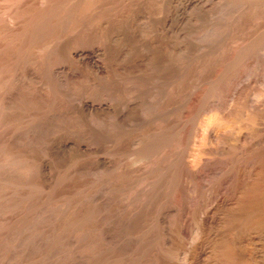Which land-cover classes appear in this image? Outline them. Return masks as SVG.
Listing matches in <instances>:
<instances>
[{"label": "rangeland", "instance_id": "374dc122", "mask_svg": "<svg viewBox=\"0 0 264 264\" xmlns=\"http://www.w3.org/2000/svg\"><path fill=\"white\" fill-rule=\"evenodd\" d=\"M8 1L0 0V264H157L162 192L170 190L168 206L188 182L221 191L223 155L239 144L236 131L198 132V123L212 113L220 121L231 99L264 95V0ZM10 13L23 21L11 24ZM188 153L199 158L194 174ZM80 196L89 236L79 242Z\"/></svg>", "mask_w": 264, "mask_h": 264}, {"label": "bare ground", "instance_id": "6f19581e", "mask_svg": "<svg viewBox=\"0 0 264 264\" xmlns=\"http://www.w3.org/2000/svg\"><path fill=\"white\" fill-rule=\"evenodd\" d=\"M11 1L13 0H9V3H12ZM22 0H19L17 2L21 3ZM30 1V0H29ZM38 1V0H37ZM41 1V0H40ZM69 1V0H68ZM67 1V2H68ZM75 1V0H74ZM7 2V1H4ZM16 2V3H17ZM25 2V1H24ZM27 2V1H26ZM39 2V1H38ZM42 2V1H41ZM46 2V1H45ZM7 3V4H9ZM23 3V1H22ZM73 3V2H71ZM75 3V2H74ZM4 4V3H3ZM2 4V5H3ZM19 4V3H18ZM27 4V3H25ZM48 4V3H47ZM10 5V4H9ZM16 5V4H15ZM29 5V4H28ZM34 5V4H33ZM32 5V6H33ZM65 5V4H64ZM71 5V4H69ZM80 5V4H79ZM85 5V4H84ZM8 6V5H7ZM19 6V5H18ZM27 7V5H25ZM77 6V5H76ZM1 7V6H0ZM11 7V6H10ZM9 7V8H10ZM16 7V6H15ZM29 7V6H28ZM40 7V6H39ZM65 7V6H64ZM67 7V5H66ZM4 8H7L6 5ZM12 8V7H11ZM45 8V7H44ZM48 8V7H47ZM46 8V9H47ZM54 8V6H53ZM58 8V7H57ZM69 8V7H68ZM2 9V8H1ZM20 9H25L20 7ZM29 8L26 9V11ZM31 9V8H30ZM71 9V8H70ZM22 10V11H23ZM54 10V9H53ZM58 10V9H57ZM62 10V7H61ZM2 11V10H1ZM10 11V10H9ZM20 11V10H19ZM20 11V12H22ZM32 11V10H31ZM40 11V10H39ZM43 11V10H42ZM4 13V11H2ZM8 12V11H7ZM17 12V11H16ZM15 12V13H16ZM48 12V11H47ZM54 12V11H53ZM66 12V10H65ZM13 12V14H15ZM25 13V12H24ZM33 13V12H32ZM39 13V12H38ZM12 13H10V20H11V24L15 23L17 24V21H19L20 19L22 20L23 17H18L20 18L19 20H16V16L13 17V15H11ZM18 14V13H17ZM30 14V13H29ZM43 14V13H42ZM67 14V13H66ZM8 15V13H7ZM16 15V14H15ZM21 15V13H20ZM23 15V14H22ZM31 15V14H30ZM36 15V14H35ZM33 15V16H35ZM51 14H49L50 16ZM54 15V13H53ZM2 16V15H0ZM9 16V15H8ZM25 16V15H24ZM27 16V14H26ZM47 16V15H46ZM45 16V17H46ZM55 16V15H54ZM72 16V15H71ZM6 17V16H5ZM41 17V16H40ZM43 17V16H42ZM44 17V18H45ZM57 17V16H55ZM5 18V19H8ZM26 18V17H25ZM33 18V17H32ZM31 18V19H32ZM47 18V17H46ZM72 18V17H71ZM4 19V21H5ZM8 19V21H9ZM29 21L31 20L28 17ZM49 19V18H48ZM47 19V21H48ZM55 19V18H53ZM57 19V18H56ZM59 19V18H58ZM41 20V19H40ZM45 20V19H44ZM51 19H49L50 21ZM65 20V19H64ZM23 21V20H22ZM38 21V20H37ZM46 21V22H47ZM53 21V20H52ZM61 21V20H60ZM45 22V23H46ZM51 22V21H50ZM28 23V21H27ZM36 23V22H35ZM49 23V22H48ZM52 23V22H51ZM2 24V23H1ZM5 24L7 25V23L5 22ZM25 24V23H24ZM38 24V22H37ZM60 24V23H59ZM65 24V23H64ZM10 25V23H9ZM20 25V23L18 22L17 27ZM23 25V24H22ZM39 25V24H38ZM55 25V23L53 24ZM14 26V25H11ZM28 26V25H27ZM30 26V25H29ZM36 26V25H34ZM51 26L50 23L47 27ZM2 27V26H1ZM0 27V28H1ZM10 27V26H9ZM20 27V26H19ZM26 27V26H23ZM37 27V26H36ZM46 27V26H45ZM46 27V29H47ZM53 27V26H52ZM4 28V27H3ZM6 28V26H5ZM15 27H12V29ZM29 28V27H28ZM39 28V27H38ZM7 29V28H6ZM11 29V30H12ZM19 29V28H18ZM32 29V28H31ZM43 29V28H42ZM50 29V28H49ZM52 29V28H51ZM10 30V31H11ZM21 30V29H20ZM25 30V29H24ZM8 31V30H7ZM13 31V30H12ZM15 31V30H14ZM19 31V30H17ZM22 31V30H21ZM27 31V30H26ZM47 31V30H46ZM4 32V31H3ZM2 32V34H3ZM33 32V31H32ZM7 33V32H6ZM12 33V32H10ZM14 33V32H13ZM17 33V32H16ZM20 33V32H19ZM27 33V32H26ZM29 33V32H28ZM38 33V32H37ZM2 34L0 36H2ZM23 34V33H22ZM25 34V32H24ZM23 34V35H24ZM31 34V33H30ZM34 34V33H33ZM40 34V33H39ZM29 35V34H28ZM19 36V35H18ZM30 37H32V35H29ZM37 36V35H36ZM42 36V34H41ZM51 36V35H50ZM49 36V37H50ZM9 37V36H7ZM12 37V34H11ZM10 37V38H11ZM35 37V36H34ZM43 37V36H42ZM1 38V37H0ZM15 38V37H14ZM26 38V37H25ZM29 38V37H28ZM27 38V40H29ZM33 38V37H32ZM48 38V36H47ZM24 39V36H23ZM22 39V40H23ZM35 39V38H34ZM46 39V38H45ZM2 40V39H1ZM17 40V39H16ZM19 40V39H18ZM15 41V40H14ZM13 41V42H14ZM21 41V39L19 40ZM28 42V41H27ZM26 42V43H27ZM33 42V41H32ZM5 43V42H4ZM19 44V43H18ZM38 44V43H37ZM40 44V43H39ZM42 45V44H41ZM43 45H44V41H43ZM16 46V45H15ZM36 46V45H35ZM38 46V45H37ZM2 47V46H1ZM10 47V46H8ZM17 47V46H16ZM31 47V46H30ZM24 48V47H23ZM35 48V47H33ZM3 49V48H2ZM13 49V47H12ZM26 49V48H25ZM24 49V50H25ZM7 50V49H6ZM17 50V49H16ZM14 51V50H13ZM30 51V50H29ZM40 51V50H39ZM5 52V51H4ZM9 52V51H8ZM15 52V51H14ZM17 52V51H16ZM26 53V52H25ZM38 53V52H37ZM15 54V53H14ZM16 55V54H15ZM19 55V54H17ZM21 55V54H20ZM26 56H28L26 54ZM241 56V55H240ZM239 56V57H240ZM3 57V56H2ZM5 57V56H4ZM15 57V56H14ZM6 58V57H5ZM4 58V59H5ZM13 58V57H12ZM1 59V58H0ZM7 59V58H6ZM17 59V58H16ZM22 59V58H21ZM12 60V59H10ZM9 61V60H8ZM15 61V60H14ZM12 62V66H13V61ZM243 62V61H242ZM11 64V63H9ZM8 64V65H9ZM21 64V63H20ZM9 67V66H8ZM243 67V66H242ZM5 68V67H4ZM15 69V68H14ZM2 70V69H0ZM9 73V72H8ZM13 73V72H12ZM11 73V74H12ZM9 75V74H8ZM9 77V76H8ZM7 78V77H6ZM1 86V85H0ZM3 88V87H2ZM247 91V90H246ZM241 92V90H240ZM243 93V90H242ZM248 93V92H247ZM241 94V93H240ZM255 95V93H253ZM243 95V94H242ZM239 96V95H237ZM248 95H244V96H239L236 97L234 99H231L232 101H230L229 105L227 106L226 109L223 110H219V113L221 114L220 116V121L218 120H214V116L212 113V118L208 117V119L203 118L204 120H201L200 123H198V128L197 130L198 132H200L201 128L202 130L205 129L206 132L208 129H211L210 131H213L215 129L212 130V128L216 127L218 129V127H221L223 130V132H229V131H235L239 134L238 136H236V140L235 142L239 144L237 145V147L230 149L229 151L226 152V155H223V159L225 162V166L222 167L224 168V174L223 175V179H220V183H224V188L221 189V191H217V185L213 186V184L208 187H203V188H199V186H196L195 184H191L188 182V184H186V187L184 186L183 188H185V191L183 192V194L179 193L177 190V192L182 195L179 196V194L177 196H179V200L182 197V202L184 203V208H180V206L178 205L179 201L175 202L173 196L174 194H170L171 196H168V206H166V195H168L169 193L167 191H170L168 189H165L166 191L162 192L166 195H162L160 197L159 194H162L161 192H159L157 197L159 201L157 200V202H159V205L157 203V206H159L158 208H162V216H160V218L162 217L165 220L163 223L160 222L157 224V264H264V95H255L252 96L254 97L253 99L249 100V97H247ZM221 104V103H220ZM228 104V103H227ZM2 105V103H1ZM0 105V106H1ZM3 106V105H2ZM2 111V110H1ZM4 111V109H3ZM2 111V112H3ZM217 111V110H216ZM210 115V114H209ZM218 116V115H217ZM204 117V116H202ZM216 117V116H215ZM210 127V128H209ZM212 127V128H211ZM180 128V126L178 127ZM208 128V129H206ZM244 129H249V131L253 132V134H248L249 132L247 131V133H243L242 131H244ZM204 130V136H201L197 131H195L196 137H201L199 140H203L204 138L207 139L206 137V133ZM226 130V131H225ZM179 131V130H178ZM209 131V130H208ZM220 131V130H219ZM222 131V130H221ZM199 136H197L198 134ZM216 132V131H214ZM222 132V133H223ZM202 133V131H201ZM174 134H178L175 130ZM180 134V133H179ZM230 134V133H229ZM185 135V134H184ZM194 135V134H193ZM212 135V134H210ZM215 135V134H214ZM223 135V134H222ZM233 135V133H232ZM229 136V135H228ZM155 137V136H154ZM172 137V136H171ZM177 141L179 140V137L182 136H178ZM221 137V136H220ZM241 137V139H240ZM210 138V137H209ZM208 138V139H209ZM218 138V137H217ZM216 140H220L217 139ZM223 138V137H222ZM227 138V137H225ZM198 139V138H197ZM196 139L197 143L198 140ZM213 139V138H212ZM181 140V139H180ZM179 140V142H181ZM195 140V139H194ZM211 140V138H210ZM209 140V142H210ZM215 140V141H216ZM233 140V139H232ZM175 141V139H174ZM193 141V140H192ZM205 141V140H204ZM226 141V140H224ZM228 141V140H227ZM201 142V141H200ZM212 142V141H211ZM222 142V141H221ZM220 142V143H221ZM163 143V142H162ZM195 143V142H194ZM193 143V144H194ZM205 143V142H203ZM213 143H215L213 141ZM226 143V142H225ZM230 143V142H229ZM139 144V143H138ZM152 144V143H151ZM177 144V143H176ZM176 144L174 143V145L176 146ZM180 144V143H179ZM177 144V147L178 145ZM199 144V143H198ZM223 144V142H222ZM157 145V144H156ZM171 145V144H170ZM169 145V146H170ZM192 145V143H191ZM201 145V144H200ZM213 145V144H212ZM221 145V144H219ZM143 146V145H142ZM196 146V143L195 145ZM223 146V145H222ZM226 146V144H225ZM230 146V145H229ZM145 147V146H143ZM168 147V146H167ZM172 147V146H171ZM181 147V146H180ZM190 147V146H189ZM200 147V146H199ZM220 147V146H219ZM231 147V146H230ZM229 147V148H230ZM175 149V147H173ZM182 148V147H181ZM191 148V147H190ZM194 149V147H192ZM201 148V147H200ZM237 148V149H236ZM177 149V148H176ZM175 149V150H176ZM183 149V148H182ZM219 149V148H217ZM222 149V148H221ZM220 149V150H221ZM143 150V149H142ZM141 149L138 151H142ZM164 150V149H163ZM161 150V151H163ZM169 150V149H168ZM174 150V151H175ZM145 151V149H144ZM177 151H179L180 154V148L177 149ZM189 151V149L187 150ZM192 151V149H191ZM200 151V150H199ZM224 151V150H222ZM135 152V151H134ZM133 152V153H134ZM176 152V151H175ZM174 152V154H175ZM196 152V151H195ZM194 152V153H195ZM141 153V152H140ZM159 153V152H158ZM162 153V152H160ZM166 153V152H165ZM191 153V152H190ZM188 153V154H190ZM199 153V152H197ZM222 153V152H221ZM137 155V152L135 153ZM144 154V153H143ZM169 154V153H168ZM176 152V155H179ZM193 154V152H192ZM196 154V153H195ZM200 154V153H199ZM223 154V153H222ZM140 154L138 153L137 156H139ZM142 155V154H141ZM140 155V156H141ZM157 155V154H156ZM164 155V154H163ZM197 155V154H196ZM212 155V153H211ZM217 155V154H216ZM135 156V155H134ZM133 156V157H134ZM147 156V155H146ZM153 156V155H152ZM182 156V154H181ZM180 156V157H181ZM191 156V154H190ZM193 156V155H192ZM191 156V157H192ZM195 156V155H194ZM194 156L192 158H190V162L188 163H184V159L181 157L179 159L175 158L174 162L172 164V168L174 170H177V172L175 173L174 170L172 169V171L175 173V175L177 174L178 176L180 175V172H178L179 168L181 167L180 165H182V163H184L185 166H187L189 169L188 170H192L189 173L194 174L193 170H196L195 167L197 166V163H199V158L198 160L196 159V157L194 158ZM225 156V157H224ZM132 157V158H133ZM142 157V156H141ZM156 157V156H155ZM173 157H176L175 155H173ZM171 157V158H173ZM199 157V156H197ZM201 157V156H200ZM136 158V157H135ZM144 158V155H143ZM149 158V157H148ZM158 158V156L156 157ZM162 158V157H161ZM164 158V157H163ZM166 158V157H165ZM21 159V158H20ZM139 157L137 159H132V161H138ZM141 159V158H140ZM147 159V158H146ZM144 159V160H146ZM182 159L184 160L182 162ZM186 159V158H185ZM209 159V158H208ZM211 159V158H210ZM18 160V158H17ZM156 160V159H155ZM155 160H153V162L155 163ZM171 160V159H170ZM14 164H16L15 162H20L19 160H13ZM22 161V160H21ZM142 161V159H141ZM141 161L139 160L136 163H141ZM149 159L146 161L147 164H149ZM205 161V160H204ZM216 161V160H215ZM220 161V160H219ZM27 162V160H26ZM25 162V163H26ZM145 162V161H144ZM141 163V164H144ZM145 162V163H146ZM151 162V163H153ZM160 162V161H159ZM170 164L172 163L171 161H169ZM182 162V163H181ZM187 162V160H186ZM203 162V161H202ZM130 163V162H129ZM153 163V164H154ZM21 164V163H20ZM32 164V163H31ZM135 164V163H134ZM169 163H166V165H168ZM169 164V165H170ZM12 165V166H13ZM29 165V164H28ZM145 165V164H144ZM151 165V164H149ZM164 165V166H166ZM12 166H9L8 164V169ZM17 166V164H16ZM15 165L13 166L14 169L17 168L19 166L16 167ZM30 166V165H29ZM142 166V165H141ZM154 166V165H153ZM159 166V165H158ZM6 167V166H5ZM4 167V168H5ZM12 167V168H13ZM32 167V166H31ZM152 167V166H151ZM163 167V165H162ZM161 167V168H162ZM167 169L169 166H166ZM183 167V166H182ZM200 167V166H199ZM21 168V167H20ZM25 168V167H24ZM145 168V166H144ZM171 168V167H170ZM184 168V167H183ZM198 168V167H197ZM11 169V168H10ZM12 169V170H14ZM18 169V168H17ZM28 169V167H27ZM26 169V171H27ZM30 169V168H29ZM28 169V170H29ZM149 169V168H148ZM16 170V169H15ZM31 170V169H30ZM130 170V169H128ZM164 170V169H163ZM171 170V169H170ZM186 170V169H185ZM21 171V170H20ZM25 171V172H26ZM132 171V170H131ZM146 171V170H145ZM144 171V172H145ZM149 171V170H148ZM162 171V170H161ZM160 171V172H161ZM171 171V172H172ZM211 171V170H210ZM221 170V173L223 172ZM4 172V171H3ZM18 172V171H17ZM29 172V171H28ZM155 172V171H154ZM160 174H164V173H160ZM163 172V171H162ZM170 173L169 170L166 171V174L164 175H168V176H173L172 174L169 175L167 174ZM183 172V171H182ZM187 172V171H186ZM220 173V170L218 171ZM23 174V172H21ZM142 173V172H141ZM179 173V174H178ZM188 173V174H189ZM206 173V172H205ZM19 174V173H18ZM27 174V173H25ZM33 174V173H32ZM143 174V173H142ZM150 174V173H149ZM16 175V174H15ZM29 175V174H28ZM137 175V174H136ZM174 175V176H175ZM176 175V176H177ZM187 175V174H186ZM221 175V176H222ZM154 176V175H153ZM173 176V177H174ZM190 176V175H188ZM194 175H192L193 177ZM140 177V176H139ZM150 177V175H149ZM159 177V176H158ZM164 177V176H163ZM172 177V178H173ZM200 177V176H199ZM160 178V177H159ZM167 179V177H165ZM178 178V177H177ZM136 179V178H135ZM150 179V178H149ZM155 179V178H153ZM162 179V177H161ZM164 179V178H163ZM169 179V178H168ZM176 179V178H175ZM180 179V177H179ZM176 179L178 181V187L176 186V188H181V183L180 180ZM207 179V178H206ZM209 179V178H208ZM132 180V179H131ZM134 180V179H133ZM132 180V181H133ZM146 180V179H145ZM144 180V181H145ZM156 180V179H155ZM154 180V181H155ZM190 180V179H189ZM192 180V179H191ZM203 180V179H202ZM201 180V181H202ZM130 181V180H129ZM136 181V180H135ZM143 181V182H144ZM148 181V179H147ZM152 181V180H151ZM153 181V182H154ZM158 181V180H157ZM164 181V180H163ZM165 183L167 182L165 180ZM169 181V180H168ZM204 181V180H203ZM141 184L143 182L139 181ZM138 182V183H139ZM146 182V181H145ZM213 182V181H212ZM211 182H209L210 184ZM133 184V183H132ZM170 185V182H167L166 187L164 186L163 188H167V185ZM207 184V183H206ZM218 184V183H217ZM137 185V184H136ZM145 185V184H144ZM148 185V184H147ZM155 185V183L153 184ZM168 185V186H169ZM184 185V184H183ZM208 185V184H207ZM206 185V186H207ZM222 185V184H221ZM7 186V185H6ZM13 186V185H12ZM156 186V185H155ZM159 186L162 187V185L159 183ZM202 186V185H201ZM223 186V185H222ZM9 187V186H8ZM129 187V186H128ZM140 187V186H139ZM159 187V188H161ZM170 187V186H169ZM219 187V186H218ZM14 188V187H13ZM131 188V187H130ZM129 188V189H130ZM143 188V187H142ZM162 188V189H163ZM182 188V189H183ZM9 189V188H8ZM162 189H159L160 191ZM132 190V189H131ZM134 190V188H133ZM132 190V191H133ZM146 190V188H145ZM148 190V189H147ZM181 190V189H180ZM136 191V189H135ZM154 191V190H153ZM163 191V190H162ZM139 192V191H138ZM167 192V193H165ZM213 192L211 195L214 196V200L212 201V203L210 202L209 206L208 201L210 200V196H208L209 193ZM130 194V192H128ZM171 193V192H170ZM82 194V193H81ZM126 196L127 199H130V196ZM132 194V193H131ZM135 194V192H134ZM145 195L147 194L144 193ZM83 195V194H82ZM127 195V194H126ZM133 195V194H132ZM141 196V194H140ZM147 196V195H146ZM150 196V195H149ZM208 196V197H207ZM132 197V196H131ZM144 197V196H143ZM176 197V196H174ZM81 198V196H80ZM84 196L81 198L80 200V205H79V209H80V213L78 212V215L80 217L79 219V238L80 240H78L79 242L84 240L87 237V235L89 234V232H87V228L85 226H87L85 223V219L87 218V215L84 213L85 208H83V200ZM177 199V200H178ZM96 200V198H95ZM132 200V199H131ZM182 206V205H181ZM78 209V210H79ZM160 209H157L160 212ZM160 215L157 214V216ZM99 216V215H98ZM96 218V216H94ZM93 217V219H95ZM159 217V216H158ZM166 217V218H165ZM100 218V217H99ZM98 218V219H99ZM161 218V219H162ZM92 219V218H91ZM160 220V219H159ZM88 221V219H87ZM86 221V222H87ZM92 221V220H91ZM96 221V220H95ZM94 221V223H95ZM98 221V220H97ZM89 222V221H88ZM99 222V221H98ZM96 224V223H95ZM90 225V224H89ZM92 226V225H91ZM90 226V227H91ZM94 226V225H93ZM2 227V226H1ZM95 227V226H94ZM100 227V226H99ZM4 228V227H3ZM98 228V227H96ZM103 228V226H102ZM101 229V228H100ZM99 229V230H100ZM89 231V230H88ZM93 231V229H92ZM91 231V232H92ZM96 231V230H95ZM98 231V230H97ZM153 231V228H152ZM99 232V231H98ZM98 232L96 233V235L98 234ZM95 233V232H94ZM100 234V233H99ZM102 234V233H101ZM91 235V234H90ZM95 235V236H96ZM89 236V235H88ZM98 236V235H97ZM107 236V235H106ZM91 237V236H90ZM88 238V237H87ZM93 238V236H92ZM90 238V239H92ZM89 239V240H90ZM110 239V238H109ZM95 241V240H94ZM109 241V240H108ZM83 243V242H82ZM81 243V246H82ZM85 243V242H84ZM89 243V241H88ZM155 243V242H154ZM80 244V243H79ZM91 244V243H90ZM89 244V245H90ZM109 244V243H108ZM152 244V243H151ZM88 245V244H87ZM91 246V245H90ZM88 246V247H90ZM80 247V246H79ZM93 247V246H92ZM84 248V247H83ZM105 248V247H104ZM92 249V248H91ZM156 249V248H155ZM98 251V249H95ZM94 250V252H95ZM83 252V249L81 247V250ZM78 251V253L80 252ZM88 251V250H86ZM90 251V250H89ZM80 252V254L82 253ZM99 252V251H98ZM155 252V251H154ZM93 252H91L90 254H92ZM89 254V253H88ZM83 254H81L82 256ZM95 255V254H94ZM109 255V254H108ZM80 256V257H81ZM101 256V255H100ZM116 256V255H115ZM79 257V259H80ZM83 257V256H82ZM89 257V256H88ZM97 257V256H96ZM92 258V257H91ZM104 258V257H103ZM116 258V257H115ZM78 259V260H79ZM82 259V258H81ZM80 259V261H81ZM95 259V258H94ZM105 260V259H104ZM156 260V259H155ZM128 261V260H127ZM132 261V260H131ZM97 262V261H96ZM116 262V261H115ZM99 263V262H98ZM104 263V262H103ZM111 263V262H110ZM109 263V264H110ZM114 263V262H113ZM95 264V263H94ZM107 264V263H106ZM155 264V263H154Z\"/></svg>", "mask_w": 264, "mask_h": 264}]
</instances>
